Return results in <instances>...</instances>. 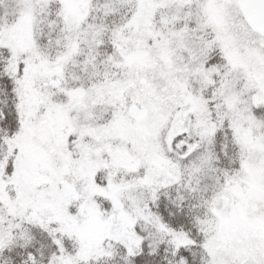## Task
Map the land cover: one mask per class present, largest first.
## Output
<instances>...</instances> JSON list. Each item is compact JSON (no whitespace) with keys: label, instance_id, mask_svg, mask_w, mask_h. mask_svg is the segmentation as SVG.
<instances>
[{"label":"snow or ice","instance_id":"6c2138e0","mask_svg":"<svg viewBox=\"0 0 264 264\" xmlns=\"http://www.w3.org/2000/svg\"><path fill=\"white\" fill-rule=\"evenodd\" d=\"M0 264H264V0H0Z\"/></svg>","mask_w":264,"mask_h":264}]
</instances>
